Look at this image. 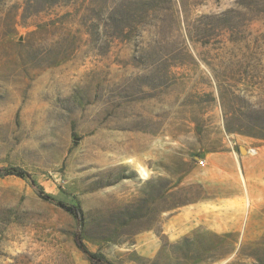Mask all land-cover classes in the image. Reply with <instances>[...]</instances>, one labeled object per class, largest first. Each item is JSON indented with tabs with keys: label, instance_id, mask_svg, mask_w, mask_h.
<instances>
[{
	"label": "rangeland",
	"instance_id": "obj_1",
	"mask_svg": "<svg viewBox=\"0 0 264 264\" xmlns=\"http://www.w3.org/2000/svg\"><path fill=\"white\" fill-rule=\"evenodd\" d=\"M263 147L264 0H0V168L84 215L1 176L0 264H264ZM224 194L252 224L168 225Z\"/></svg>",
	"mask_w": 264,
	"mask_h": 264
},
{
	"label": "crops",
	"instance_id": "obj_2",
	"mask_svg": "<svg viewBox=\"0 0 264 264\" xmlns=\"http://www.w3.org/2000/svg\"><path fill=\"white\" fill-rule=\"evenodd\" d=\"M244 153L249 154L256 153L257 149H255V152H251V150L247 148H244ZM262 153L264 154V147L262 148ZM221 154V153H219ZM222 157V155H215L214 160L216 161L217 158ZM252 160L249 157V161ZM249 173L253 174V177L260 178L263 174L262 171L258 170H251ZM261 174V175H260ZM252 186L250 188L249 192H246L247 197H252V199H255L257 202L264 204V193L263 190L258 189V185ZM264 184V183H263ZM262 189V188H260ZM244 195L243 194H234V195H217L215 197H205L203 199H198L196 201H192L190 204L183 205L179 211H177L173 216L169 219V226H172L175 222H177L178 219L181 217H188L190 221L193 223V227H199L200 225H207L212 230L216 231H226L229 226H239V225H247L252 224V222L247 221V217L244 216L243 220H241V216H233L230 215V217H226L225 214L230 210V213H241L244 212V214L247 213L248 210V204H242ZM225 202L227 204H230L228 207H222L218 206L217 204ZM224 208L225 211L223 210ZM238 219H234V218ZM169 233L168 231H166Z\"/></svg>",
	"mask_w": 264,
	"mask_h": 264
},
{
	"label": "trees",
	"instance_id": "obj_3",
	"mask_svg": "<svg viewBox=\"0 0 264 264\" xmlns=\"http://www.w3.org/2000/svg\"><path fill=\"white\" fill-rule=\"evenodd\" d=\"M8 175H16L21 178L26 179L38 192V194L47 201L54 202L56 205L60 206L64 210L70 212L79 222L84 220L83 211L81 208V204L79 202H65L53 196L52 194L46 192L44 188L38 184L36 179L32 176L30 172L27 170L18 167L11 166L7 168H0V177L8 176ZM186 204L185 202L178 203L175 207ZM77 244L79 248H81L88 256V258L92 261L93 264H112L104 255L90 251L86 245L83 243L82 238L79 235L76 237Z\"/></svg>",
	"mask_w": 264,
	"mask_h": 264
},
{
	"label": "bare ground",
	"instance_id": "obj_4",
	"mask_svg": "<svg viewBox=\"0 0 264 264\" xmlns=\"http://www.w3.org/2000/svg\"><path fill=\"white\" fill-rule=\"evenodd\" d=\"M244 148V147H243ZM250 150H251V152H255V150H252V148H250ZM138 168H139V170H140V172L143 174V175H148V172H147V170L145 169V167L143 166V165H139L138 166Z\"/></svg>",
	"mask_w": 264,
	"mask_h": 264
},
{
	"label": "built area",
	"instance_id": "obj_5",
	"mask_svg": "<svg viewBox=\"0 0 264 264\" xmlns=\"http://www.w3.org/2000/svg\"><path fill=\"white\" fill-rule=\"evenodd\" d=\"M252 150H255V149L252 148ZM199 163H200L201 165H204V164H205V159H200V160H199Z\"/></svg>",
	"mask_w": 264,
	"mask_h": 264
},
{
	"label": "water",
	"instance_id": "obj_6",
	"mask_svg": "<svg viewBox=\"0 0 264 264\" xmlns=\"http://www.w3.org/2000/svg\"><path fill=\"white\" fill-rule=\"evenodd\" d=\"M244 148L241 146L240 147V152L243 154L244 153V150H243Z\"/></svg>",
	"mask_w": 264,
	"mask_h": 264
}]
</instances>
